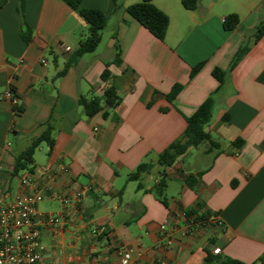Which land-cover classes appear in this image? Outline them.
I'll list each match as a JSON object with an SVG mask.
<instances>
[{"label":"crops","instance_id":"1","mask_svg":"<svg viewBox=\"0 0 264 264\" xmlns=\"http://www.w3.org/2000/svg\"><path fill=\"white\" fill-rule=\"evenodd\" d=\"M140 1L123 0L115 12L113 0H83L81 8L107 15L109 37L99 49L102 34L95 52L56 78L88 36V23L63 0H25L33 31L26 43L19 0H7L0 10V199L40 193L41 213L66 217L54 236L41 228L46 264H121V246L131 249L139 264H202L214 248L221 249L220 256L264 264V36L216 94L206 130L221 149L204 143L165 169L166 205L152 191L162 177L159 154L183 135L187 118L218 90L213 70H227L239 48L252 41L264 19V0H201L195 11L186 10L181 0H153L169 16L164 41L127 13ZM230 14L240 17L233 31L224 28ZM114 35L122 63L110 65L105 82L106 63L116 54ZM177 84L183 88L169 101L166 95ZM109 85L121 103L105 108L107 118L105 110L88 116L80 99L103 98ZM7 89L19 97L18 109L2 100ZM47 125L53 149L42 144L33 172L13 177L16 157ZM239 140L243 143L237 146ZM142 163L155 166L138 190L139 181L128 177ZM190 177H197L193 187ZM190 211L210 212L222 225L194 223Z\"/></svg>","mask_w":264,"mask_h":264},{"label":"trees","instance_id":"2","mask_svg":"<svg viewBox=\"0 0 264 264\" xmlns=\"http://www.w3.org/2000/svg\"><path fill=\"white\" fill-rule=\"evenodd\" d=\"M67 5L72 9L77 10L80 16L88 23L89 25V34L88 36L81 40L79 47L69 56L66 61L65 67L60 71L56 78L64 76L70 67L77 63L85 54L93 53L97 50L99 45L102 42V34L105 28L108 25L107 15L98 9H83L81 4L83 0H63ZM114 1V11H118L122 7L123 0H113ZM201 0H181L183 7L189 11H195L198 9ZM7 4V0H0V10ZM127 13L137 20L142 26H144L151 34L161 41L165 40L168 28H169V16L160 10L154 3L153 0H141L138 3L130 5L126 9ZM17 15L20 21L21 27V37L26 43H30L33 38V31L28 25L25 17V0H19L17 7ZM240 23V17L237 14H230L225 17L224 28L227 31H233L237 28ZM264 36V19L261 20L256 27L254 37L252 41H246L236 52L235 56L232 59V62L227 70L221 68H215L213 70V76L219 82L218 90L212 93L194 112V114L187 118V127L183 135L173 142L167 149H165L158 156V165L163 168L162 177L158 184H156L152 191L155 193L157 198L163 203L167 204L165 198V189L167 186V179L165 174V169L173 166L177 160L185 155L191 148H197L204 143H210L214 149L220 150L221 145L216 141L206 128L213 118V113L216 105V94L220 91L226 82L229 73L245 58L253 44H256ZM114 39H117V36L114 35ZM115 59L112 62L106 63V68L102 74V80L108 82L111 71L109 69L111 64L120 65L121 61V48L117 40L115 43ZM204 63H199L193 67L191 72V78H193L203 67ZM182 85H175L171 92L166 95L169 101L175 100L176 96L182 90ZM158 93H155L157 95ZM122 99L118 95L114 86L109 85L105 89L103 98H94L91 100L81 98L80 104L84 109V112L88 116H93L101 111L107 109H114L120 103ZM21 111V109H20ZM104 117L107 118L109 113L107 110L103 113ZM225 121H228V116L224 118ZM47 144L50 148V151L54 146V139L52 137V128L47 125L45 131L32 143V145L21 152L15 159L14 168L12 171V176H19L24 171L33 172L35 165V153L37 149L42 144ZM243 143L242 140H239L236 144L237 146ZM152 163H142L140 164L136 171L131 173L128 177L129 181H139L138 190L143 188L140 183L141 178L145 174L152 172L154 168ZM197 182V177H190L187 179V183L193 187ZM196 215L194 220L197 222H209L213 214L210 212H205L200 214L198 211H190L187 213L189 218H192ZM202 264H246L242 261L232 259L229 257H224L220 255H214L212 252L207 251V256ZM254 264V263H253Z\"/></svg>","mask_w":264,"mask_h":264},{"label":"built area","instance_id":"3","mask_svg":"<svg viewBox=\"0 0 264 264\" xmlns=\"http://www.w3.org/2000/svg\"><path fill=\"white\" fill-rule=\"evenodd\" d=\"M66 50L69 51V48ZM2 100L19 108V97L12 89L3 93ZM42 199L40 193L11 200L0 199V264H46L48 249L41 240V228H46L54 236L68 220L64 216L41 213L38 204ZM209 222L222 225L217 216H212ZM160 229L166 243L170 244L171 237L166 234V224L161 225ZM221 252L220 248L212 250L214 255H220ZM117 254L121 264H139L133 261L132 250L128 247H119ZM156 264L166 263L160 260Z\"/></svg>","mask_w":264,"mask_h":264},{"label":"rangeland","instance_id":"4","mask_svg":"<svg viewBox=\"0 0 264 264\" xmlns=\"http://www.w3.org/2000/svg\"><path fill=\"white\" fill-rule=\"evenodd\" d=\"M103 37H104V40L102 42V44L100 45V48L99 49H102V47H104V44L105 42L107 41L108 37H109V30H104L103 31Z\"/></svg>","mask_w":264,"mask_h":264}]
</instances>
